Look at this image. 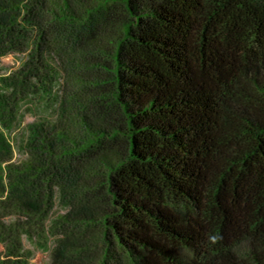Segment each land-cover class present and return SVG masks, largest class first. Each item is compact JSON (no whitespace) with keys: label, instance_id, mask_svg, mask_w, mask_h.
Segmentation results:
<instances>
[{"label":"trees","instance_id":"obj_1","mask_svg":"<svg viewBox=\"0 0 264 264\" xmlns=\"http://www.w3.org/2000/svg\"><path fill=\"white\" fill-rule=\"evenodd\" d=\"M9 56L0 264H264V0H0Z\"/></svg>","mask_w":264,"mask_h":264},{"label":"rangeland","instance_id":"obj_2","mask_svg":"<svg viewBox=\"0 0 264 264\" xmlns=\"http://www.w3.org/2000/svg\"><path fill=\"white\" fill-rule=\"evenodd\" d=\"M21 60L19 58L13 57V56H9L7 58H4L2 60V64L0 65L1 71L3 74L5 73H9L11 70L17 68L20 64ZM27 122H33L32 118H29L27 120ZM61 205L57 202L56 205L54 206L53 209V217L52 219L55 220L56 219V215L59 214V212L61 214H64L66 209H62L61 211L59 209H61ZM53 243V239H50L47 243L42 241L40 243V245H45V249L41 250L39 249L37 246H39L38 244L36 246H33L30 242H26L27 244V249L30 250L33 253V258L31 259V264H50L51 263V250H52V245ZM94 249V248H92ZM249 250V247L247 244L242 245L239 249H238V254L240 256H244ZM4 251V247L2 245H0V252ZM121 254L120 251H116L115 252V258L112 260V264H132L130 261H128L126 259L125 256L120 257L119 255ZM185 257L187 259H191L192 258V254L191 252L187 251L184 253ZM188 261V260H187Z\"/></svg>","mask_w":264,"mask_h":264},{"label":"clouds","instance_id":"obj_3","mask_svg":"<svg viewBox=\"0 0 264 264\" xmlns=\"http://www.w3.org/2000/svg\"><path fill=\"white\" fill-rule=\"evenodd\" d=\"M223 239V237L219 234V233H215V234H208L207 235V240L210 244H217L219 243L221 240Z\"/></svg>","mask_w":264,"mask_h":264}]
</instances>
